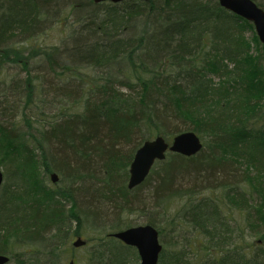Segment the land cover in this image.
<instances>
[{
  "label": "trees",
  "instance_id": "1",
  "mask_svg": "<svg viewBox=\"0 0 264 264\" xmlns=\"http://www.w3.org/2000/svg\"><path fill=\"white\" fill-rule=\"evenodd\" d=\"M56 22L67 30L60 42L38 43ZM5 58L26 73L10 87L26 96L28 127L0 120L9 262L63 264L71 238L84 236L90 264H141L113 236L138 211L159 231L158 264H264V44L252 22L219 0H0V66ZM37 95L52 96V114L32 110ZM185 131L201 137V151H169L130 189L137 149ZM242 164L255 169L243 178L257 205L237 190ZM230 204L246 211L251 238Z\"/></svg>",
  "mask_w": 264,
  "mask_h": 264
},
{
  "label": "water",
  "instance_id": "2",
  "mask_svg": "<svg viewBox=\"0 0 264 264\" xmlns=\"http://www.w3.org/2000/svg\"><path fill=\"white\" fill-rule=\"evenodd\" d=\"M95 2L110 1L119 3L125 0H94ZM149 1V0H142ZM222 7L230 12L252 22L255 26L259 40L264 44V8L254 0H219ZM203 148L201 137L194 131H185L174 136L171 142L159 135L146 140L136 151L130 165V177L128 186L133 189L141 185L150 174L157 161L164 160L169 151L180 153L185 156L197 154ZM52 182L59 181L56 172L51 174ZM4 181V173L0 165V186ZM113 236L127 245L137 248L141 264H158L163 245L160 241L158 229L151 224L131 226L123 230L115 231ZM86 240L78 236L73 241L75 247L86 244ZM10 260L8 255L0 254V264H7ZM70 264H74L71 260Z\"/></svg>",
  "mask_w": 264,
  "mask_h": 264
},
{
  "label": "rangeland",
  "instance_id": "3",
  "mask_svg": "<svg viewBox=\"0 0 264 264\" xmlns=\"http://www.w3.org/2000/svg\"><path fill=\"white\" fill-rule=\"evenodd\" d=\"M64 25H61L58 22L54 23V26L47 30L44 34H40L38 38V43H45L46 45H52L59 43L61 38L67 33V30L63 27ZM65 29V30H64ZM66 32V33H65ZM254 33L252 30H248L246 36L251 39L253 37ZM21 45H24L22 43ZM23 47V46H21ZM0 120L7 125L13 124L18 127L21 131H28L27 122H26V109L24 106L26 105V96H20L17 91L16 87H13L11 85L13 78H21L24 79L26 77V73L19 68L15 63L12 62V60H9V58H5L3 61V66H0ZM20 75V76H19ZM24 88V87H22ZM21 89V88H20ZM5 94V95H4ZM52 96L49 97H43V99L40 97V95H37L35 98V103L32 104V107L35 112H40L39 109L43 108L47 112L46 114L49 116L52 114L55 109L50 105L49 102ZM43 100V102H41ZM50 103V104H49ZM41 107V108H40ZM26 124V125H25ZM2 167V171L5 175L4 182H11V179H7V174L5 167ZM238 172L237 175L239 177H242L240 180L237 176L236 181L239 183L236 184L237 190L244 191L247 195V197H251L253 195V203L257 205V203L260 202L259 195H256V192L254 191V188L250 184V180L246 177L243 178V174L246 173L249 178L254 175H256L255 169L250 167L248 170L246 168L245 164L237 165ZM49 184H53L51 181H48ZM254 185L256 186V182L254 181ZM203 186V185H202ZM147 187V186H146ZM144 187L143 193L145 194L147 192V188ZM255 193H254V192ZM208 193V190L203 189L200 196L202 194ZM218 195V194H217ZM152 205V200L149 202ZM180 209V202L175 201L173 204H171L170 212L173 213ZM227 209V215L233 221V225L241 229L245 235H247L249 238L251 233V227L248 223V216L246 214V211L244 209H240L237 206L230 204L228 205ZM130 219L131 222H133L134 225H140L145 223V216H143L142 213L136 211L130 216L127 217ZM135 222V223H134ZM185 227V225H184ZM186 228V227H185ZM261 233H264V224H261V227L259 228ZM168 233V232H167ZM89 235H93V233H89ZM169 236V235H168ZM77 236H74L71 238L68 249L65 251V261L63 264H69L71 259H74L77 261L76 264H90L89 259V250L93 246L94 242L89 241L86 245L81 247H73L72 241L76 239ZM84 237V236H83ZM85 238V237H84ZM258 236L256 239H259ZM167 239V237H166ZM169 240V237H168ZM23 258V256H19ZM33 262V261H32ZM8 264H16L15 260H12Z\"/></svg>",
  "mask_w": 264,
  "mask_h": 264
}]
</instances>
